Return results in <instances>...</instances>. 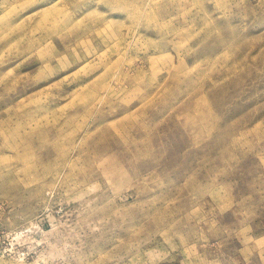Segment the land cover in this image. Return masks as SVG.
I'll return each instance as SVG.
<instances>
[{
    "label": "rangeland",
    "instance_id": "1",
    "mask_svg": "<svg viewBox=\"0 0 264 264\" xmlns=\"http://www.w3.org/2000/svg\"><path fill=\"white\" fill-rule=\"evenodd\" d=\"M0 264H264V0H0Z\"/></svg>",
    "mask_w": 264,
    "mask_h": 264
}]
</instances>
